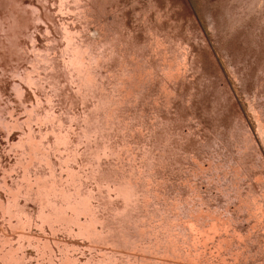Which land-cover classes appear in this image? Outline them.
<instances>
[{"label": "rangeland", "instance_id": "1", "mask_svg": "<svg viewBox=\"0 0 264 264\" xmlns=\"http://www.w3.org/2000/svg\"><path fill=\"white\" fill-rule=\"evenodd\" d=\"M63 1L70 9L76 3L0 0V264H203V255L211 260L207 264H264V0H78L83 3L76 4H85L86 11L76 14L78 9L73 8L76 17L61 8ZM66 26L94 42L109 41L114 48L121 40L116 58H104L99 64L108 92L115 90L121 99L120 107L108 104L105 112L94 99L87 108L88 103L76 96L79 87L64 71L60 54L65 47L61 28ZM47 55L60 64L52 76L44 67L51 62ZM112 84H117L115 89ZM48 113L55 116L53 128ZM106 113L120 118L111 114L117 123H109V116L104 120ZM28 134L43 142L50 161L49 165L39 159L30 162L26 177H32L33 190L41 184L35 176L42 184L50 181L46 174L43 178L45 172L53 171L54 178L69 188L78 187L74 178L80 175L85 197L96 206L94 212L72 204L46 205L26 191L29 179L22 177L21 158L27 155L21 153L20 141ZM145 143L152 144L156 157L151 170L146 168L149 177L137 170L147 162ZM128 177L151 195L147 192L150 200L141 212L136 209L122 221L113 214V207L123 203L118 185H109ZM49 209H55L54 218L41 212ZM67 213L72 216L67 221L55 219ZM192 216L206 222L213 217L228 220L236 231L248 234L241 243L237 234L227 232L229 250L240 253L239 260L234 261V254L224 262L215 250L213 242L220 230L203 233L207 237L201 234L200 242L189 239L200 247L195 256L181 253L186 247L176 237L194 234ZM150 218L148 227L144 221ZM104 224L111 229L104 231ZM84 226L97 231L90 228L88 234L80 229ZM145 227L153 230L152 235L155 229L165 232L163 242L179 248L161 244L162 248L153 249ZM180 249L178 257L175 253Z\"/></svg>", "mask_w": 264, "mask_h": 264}, {"label": "bare ground", "instance_id": "2", "mask_svg": "<svg viewBox=\"0 0 264 264\" xmlns=\"http://www.w3.org/2000/svg\"><path fill=\"white\" fill-rule=\"evenodd\" d=\"M68 1V0H67ZM70 1V0H69ZM73 1V0H72ZM71 1V3L73 4V2H76L77 3V1L78 0H75V1H73L72 2ZM86 1V0H85ZM85 1H84V3H85ZM93 1V0H92ZM80 1H78V3H79ZM94 2V1H93ZM68 3V2H67ZM66 2H64L63 1V4L62 3H60L61 4V8L62 9H64L65 11H66V9H67V11L69 12V9H70V7H69V5L67 4ZM76 3H74L73 4V7H72V9L74 8L75 10L76 9H78V12L76 13V14H78L79 12L80 13H84L86 10L83 8L84 7V5L85 4H82L83 6H79V4L77 5ZM80 3H83V1H81ZM89 3V2H88ZM87 3V4H88ZM91 3V2H90ZM9 4H10V2H9ZM59 4V5H60ZM71 5V4H70ZM11 6V5H10ZM72 6V5H71ZM86 6V5H85ZM89 8L90 7H92V6H88ZM72 9H70L71 11L69 12V13H71V12H73L72 11ZM73 9V10H74ZM87 9V8H86ZM90 10V9H89ZM93 10V9H92ZM91 10V11H92ZM13 12H15L14 10H13ZM22 12V11H21ZM90 11H87V13H89ZM74 13V12H73ZM13 14V13H12ZM75 14V13H74ZM76 14H75V17H76ZM80 15V14H79ZM83 15H86V14H83ZM88 15V14H87ZM86 15V16H87ZM17 18V17H16ZM21 18V17H20ZM79 18H81V17H79ZM12 20V19H11ZM14 20V19H13ZM24 20V19H23ZM84 20V19H83ZM22 21V20H21ZM87 21H89V20H87ZM84 22V21H83ZM88 23V22H87ZM91 24V23H90ZM16 25V24H15ZM25 26V25H24ZM23 26V27H24ZM65 26V25H64ZM87 26V25H86ZM14 27V26H13ZM69 28H70V26H69ZM69 28H67V26L66 27H63V28H61V30H62V34L64 35L63 36V38L65 37V47L62 49V50H60V54H62L63 56H61V58H63L62 60H64V71L65 72H67V76H69L70 77V80L72 79V81H73V79L75 80V82H77V85L76 86H78L79 88H78V90L76 91V96L78 95L79 97H80V99L83 101V102H86V104L88 103V106H87V108H90L91 107V103H93V100L94 101H96L97 103H98V105H100L101 107H103L102 108V111H105L106 112V110L107 109H109V108H107V109H105V106L106 105H113L115 108H118L117 106L119 105V107H120V100H118V98H117V93L115 94V90L114 91H110V92H108V90H107V88H108V86H107V84H104L105 82H103V76L101 75V74H103V73H101L100 72V69H99V64L101 63V61L102 60H104V58H109L110 60L112 59V58H114L115 56H116V50L115 49H117V46L121 43V40H119L120 41V43H116V44H118L117 46H116V44L114 45V46H116V48H114L113 47V45L112 44H110L109 43V41H97V42H94L93 40H89V39H87L86 37L84 38L83 36H80V35H78V33L77 34H75V31H74V33L71 31V30H69ZM86 28V27H85ZM88 28V27H87ZM11 30V29H10ZM23 30H24V28H23ZM90 30V29H89ZM94 31V30H93ZM100 31V30H99ZM79 32V31H78ZM2 33H4V32H2ZM14 33V32H13ZM91 33V32H90ZM108 33V32H107ZM5 34V33H4ZM94 34V33H93ZM115 34V33H114ZM62 36V35H61ZM118 37V36H117ZM102 39V38H101ZM108 39V38H107ZM106 39V40H107ZM114 39V38H113ZM112 39V40H113ZM115 39H117V38H115ZM110 40V39H109ZM115 41V40H114ZM111 42V41H110ZM112 43V42H111ZM115 43V42H114ZM125 44V43H124ZM122 45V44H121ZM129 45V44H128ZM51 48V47H50ZM121 48V50H122V47H120ZM125 48V47H124ZM56 49V48H55ZM121 50H120V52H121ZM134 50V49H133ZM132 50V51H133ZM52 51H53V49H52ZM118 51V50H117ZM126 51V50H125ZM135 51V50H134ZM133 51V52H134ZM131 52V51H130ZM50 53V52H49ZM125 53V52H124ZM136 53V52H135ZM54 54V53H53ZM55 54H56V52H55ZM118 54V53H117ZM50 55V54H49ZM49 55H47V57H46V59H47V61L49 62V61H51V62H49L48 64L46 63V65L44 66L46 69H48L49 68V71H47L48 73V75L49 76H52V74H53V72L55 71V69L56 68H58L59 66H60V64H59V61L57 60V58L55 57V56H49ZM119 55H120V53H119ZM139 55V54H138ZM57 56V55H56ZM120 56H122V55H120ZM124 56H126V55H123L122 57H124ZM119 56L117 55V58H118ZM116 58V57H115ZM126 58V57H125ZM41 59V58H40ZM59 59V58H58ZM105 59V63H107L108 62V60H106ZM122 59H124V58H122ZM122 59H120L121 61H122ZM126 60V59H125ZM145 60V59H144ZM121 61H119V62H121ZM124 62V61H123ZM104 63V62H103ZM144 63H145V61H144ZM43 64H45V63H43ZM103 65V64H102ZM105 65V64H104ZM124 65V64H123ZM127 68V67H126ZM45 69V70H46ZM63 69V68H62ZM123 69H125V68H122V71H123ZM109 70V69H108ZM112 70V69H111ZM153 70V69H152ZM41 71H42V69H41ZM46 72V71H45ZM110 73V72H109ZM113 73V72H112ZM123 73H124V71H123ZM22 74V73H21ZM100 74V75H99ZM113 75V74H112ZM128 75V74H127ZM62 76V75H61ZM109 76H110V74H109ZM116 76V75H115ZM32 78V77H31ZM105 78H106V76H105ZM127 78V77H126ZM134 78V77H133ZM146 78V77H145ZM170 78V77H169ZM58 79V78H57ZM111 79V78H110ZM54 85H56V88H57V86H58V84H59V79L58 80H54ZM111 83V82H110ZM121 82H119V84H120ZM119 84H118V86L117 87H120L119 86ZM130 84H131V82H130ZM164 85L166 84V83H163ZM113 85V84H112ZM117 84H114L112 87H113V89H115V87L114 86H116ZM144 85V84H143ZM163 86V85H162ZM164 87V86H163ZM163 87H162V89H163ZM167 87V86H166ZM165 88V87H164ZM20 89V88H19ZM117 89V88H116ZM120 89V88H119ZM141 89V88H140ZM172 89V88H171ZM118 90V89H117ZM128 90V89H127ZM126 90V92H127V94L129 95V93H131L130 92V87H129V90L127 91ZM142 90V89H141ZM144 91H146L145 89H144ZM118 92V91H117ZM121 92V91H120ZM129 92V93H128ZM121 94V93H120ZM141 94V93H140ZM145 94V93H144ZM131 95V94H130ZM75 96V97H76ZM139 97H140V95H138ZM126 97V96H125ZM142 97V96H141ZM97 98V99H96ZM127 98V97H126ZM125 98V99H126ZM123 99V98H122ZM125 99H124V102H126L125 101ZM131 100V99H130ZM90 102V103H89ZM96 102H94L95 103V105H97V103ZM122 103H123V100H122ZM122 103H121V106H122ZM115 108H111V111L112 112H114L113 114L115 115ZM103 109H105V110H103ZM98 112V111H97ZM104 112V113H105ZM52 114H53V112H51ZM51 113L49 114H47V116H48V118L50 119V127L51 128H53V126H54V124L56 123L55 121H53L52 119H54L55 118V116H53V117H51ZM110 113V110H109V112H108V114ZM95 114L97 115V113L95 112ZM101 113H99L98 114V116L100 115ZM107 113H106V118L104 117V120H106V121H108V116H109V118H110V122L109 123H112V120L114 119V120H116V118H113V119H111V117H113V116H111V114L110 115H108ZM117 114V113H116ZM119 115V114H118ZM92 116V115H91ZM90 116V117H91ZM93 116H95V115H93ZM92 116V117H93ZM137 116V115H136ZM100 117V116H99ZM114 117H117V116H114ZM94 118H96V117H94ZM102 119H103V113H102V117H101ZM118 118V117H117ZM120 118V117H119ZM118 118V119H119ZM102 119H100L99 118V122L101 123V122H105L106 123V125L104 124V123H102V124H104V126H106L107 127V130H109L108 129V127L110 126L106 121H101ZM117 119V120H118ZM113 120V121H114ZM139 120V119H138ZM59 121V120H58ZM88 121V120H87ZM96 121V120H95ZM119 121V120H118ZM116 121H114V123H115ZM117 123V122H116ZM61 124V123H60ZM91 124V123H90ZM97 124H99V123H97ZM96 124V125H97ZM124 124V123H123ZM102 128H103V125H101V124H99ZM118 126V125H117ZM119 126H120V124H119ZM118 126V127H119ZM127 126V125H126ZM167 126V125H166ZM93 127V126H92ZM113 127V126H112ZM115 127V126H114ZM117 127V128H118ZM122 127V126H121ZM124 127V126H123ZM159 127V126H158ZM110 128V127H109ZM59 129V128H58ZM66 129V128H65ZM99 129H101V128H99ZM122 129V128H121ZM162 129H164V128H162ZM55 130H56V128H55ZM110 130H111V128H110ZM155 130V129H154ZM156 130H157V128H156ZM66 131V130H65ZM68 131V130H67ZM101 131V130H100ZM53 132H54V130H53ZM105 132V131H104ZM103 132V133H104ZM111 132V131H110ZM157 132H158V130H157ZM62 133V132H61ZM119 133V132H118ZM59 134V131L58 130H56L54 133H53V135L55 136V137H57V135ZM85 134H86V132H85ZM84 134V135H85ZM101 134V133H100ZM105 135V134H104ZM104 135H102V136H104ZM108 135H109V133H108ZM151 136H153L152 134H150ZM158 135V134H157ZM164 135V134H163ZM42 136V135H41ZM65 136H67V135H64V137ZM92 136H94V135H92ZM150 136V137H151ZM27 138L26 139H22L21 141H20V146H21V148H22V152L21 153H23V154H26L27 156L26 157H23V156H25V155H23L22 156V158H21V160H22V162L23 163H21V164H23V173H22V177H26L27 175L29 176V171H28V168H29V165H30V162L32 161V162H34L35 161V159H39V160H45L44 162L46 163V165H49L50 164V161H48L47 159H48V157H47V159H46V157H45V155H47L46 153H48V152H46V150L44 149V146H43V142H41L40 141V139L38 140V138L36 137V136H32L31 134H28V136H26ZM48 137V136H47ZM88 137V136H87ZM41 138H43V137H41ZM67 138V137H66ZM91 138V137H90ZM98 138V137H97ZM106 138H107V136H106ZM110 138V137H109ZM109 138H107V140H109ZM157 138V137H156ZM62 139V138H61ZM161 139H163V138H161ZM166 139V138H165ZM60 140V139H59ZM105 141H106V139H104ZM51 142V140H48V142ZM53 141H54V137H53ZM64 141V140H63ZM92 141V140H91ZM49 142V143H50ZM57 142V141H56ZM144 142V141H143ZM46 143V142H45ZM89 144H91L90 143V141L88 142ZM106 143V142H105ZM109 143H111V142H109ZM124 143V142H123ZM131 143V142H130ZM164 143H166V141L164 142ZM60 144V143H59ZM67 144V143H66ZM127 144H128V142H127ZM146 144V143H145ZM159 144V143H158ZM47 145V144H46ZM91 145H93V144H91ZM130 145V144H129ZM147 145V144H146ZM149 145V144H148ZM145 146V149L143 148V152H144V154L145 155H147V162H143L144 164H140V165H138L139 167L137 168V170H138V173L139 172H142V173H144L145 174V177L146 176H151V174H150V172L149 173H147L146 172V168L147 167H149L150 165H152V160L154 159V160H156L155 158H154V152L152 151V144L150 145V146ZM166 145V144H165ZM168 145V144H167ZM171 145V144H170ZM55 146V145H54ZM98 147H99V145H97ZM96 146V147H97ZM134 146V145H133ZM155 146V145H154ZM172 146V145H171ZM175 146V145H174ZM111 147H113V146H111ZM160 147V146H159ZM21 148H20V150H21ZM48 148V147H47ZM56 148H58V147H56ZM56 148H55V150H56ZM110 148V147H109ZM154 148V147H153ZM111 149V148H110ZM113 149V148H112ZM161 149V148H160ZM59 150V149H58ZM178 150V149H177ZM104 151V150H103ZM115 151V150H114ZM113 151V152H114ZM158 151V150H157ZM51 152V151H50ZM59 152V151H58ZM107 152V151H106ZM63 153V152H62ZM131 153V152H130ZM60 154V153H59ZM82 154V153H81ZM143 154V156H145ZM157 154V153H156ZM166 154V153H165ZM21 155V154H20ZM69 156V155H68ZM133 157H131V159L132 158H134V160L136 159L135 158V156L134 155H132ZM141 156V155H140ZM143 156H141V157H143ZM160 156H161V154H160ZM165 156V155H164ZM117 157H119V156H117ZM137 157V156H136ZM139 157V156H138ZM146 157V156H145ZM169 157V156H168ZM50 158V157H49ZM92 158H93V156H92ZM97 158V157H96ZM85 159V158H84ZM130 159V158H129ZM130 159V160H131ZM146 159V158H145ZM21 160H20V162H21ZM93 160V159H92ZM154 160H153V162H154ZM168 160H169V158H168ZM38 161V160H37ZM141 161V160H140ZM139 161V162H140ZM158 161V160H157ZM31 162V163H32ZM119 162V161H118ZM117 162V163H118ZM121 162V161H120ZM42 163V162H41ZM100 163V162H99ZM111 163V162H110ZM43 164V163H42ZM101 164V163H100ZM32 165H33V163H32ZM44 165V164H43ZM45 165V166H46ZM107 165V164H106ZM135 165H136V163H135ZM156 165V164H155ZM53 166V165H52ZM167 166V165H166ZM36 167V166H35ZM101 167V166H100ZM151 167V166H150ZM150 167H149V169H150ZM155 167V166H154ZM67 169H68V167H67ZM70 169V168H69ZM132 169V168H131ZM148 169V168H147ZM135 171H136V169H134ZM151 170V169H150ZM42 171V170H41ZM41 171H40V173H41ZM61 171V170H60ZM71 171L73 172V170H72V168H71ZM100 171V170H99ZM68 172H69V170H68ZM113 172V171H112ZM122 172V171H121ZM36 173V172H35ZM55 173V172H54ZM65 173V172H64ZM125 173V172H124ZM129 173H132V172H129ZM154 173V172H153ZM44 174V176H43V178L44 179H47V177L46 176H49V178L47 179V180H49L50 179V181H48V183L46 182V184H42V179H40L38 176L36 177L35 176V178H36V180H37V182H41V184L39 185V186H37V188L35 189V190H33V188H32V186L30 185L31 183H32V181H31V183L29 184V182H30V180H31V178L32 177H26V180H27V178L29 179V180H27V184H28V186H26L25 187V189H26V191L27 192H32L33 194H35V196H37V197H39L40 199H41V201H43V199H44V203L46 202V205H56V206H58V207H61V206H63V207H65L66 206V204H72V206H74V207H76V206H79V207H81V208H84L86 211H88V212H91V211H93L94 212V208L96 207L95 205H94V203L91 201H89L87 198L88 197H85V193H86V191H85V189H84V187L82 186V181H80V178H81V176L80 175H77L76 174V176H79L78 178L76 177V178H74L75 180H77L78 181V187H73V188H69L68 186H65L64 184H67L66 182L63 184V183H60V180H59V182L57 181V177H56V179L54 178L55 177V175H53V171L51 172H49V174H47L46 172L45 173H43ZM45 174H46V176H45ZM73 174V173H72ZM127 174V173H126ZM126 174H125V176H126ZM132 174H134V173H132ZM132 174H130V175H132ZM143 174V175H144ZM50 175H52L51 176V178H50ZM67 175H68V173H67ZM129 175V176H130ZM57 176V175H56ZM108 176V175H107ZM110 176V175H109ZM108 176V177H109ZM236 176H237V173H236ZM41 177V176H40ZM59 177H61V176H58V179H59ZM105 177V176H104ZM124 177V176H123ZM132 177V176H131ZM144 177V176H143ZM154 177V176H153ZM239 177H240V175H239ZM111 178V177H110ZM102 179V178H101ZM125 179H128V181L126 180L125 181ZM130 178L128 177V178H124V179H122V181L121 180H119V181H116V180H114L113 182H112V184H110L109 186H116V185H118L117 186V189L119 190L118 192H119V196L122 198V204L120 205V206H115V207H113V209H114V212H113V214L117 217V218H119V220L121 219L122 221H124V219H126V220H128L129 219V217L133 214V213H135V210L137 209V211H138V209H139V211L141 212V210H140V207L142 208L143 206H145V205H147V203L149 202V201H147L148 199L150 200V197L148 198V195H147V192L149 193V191H147V190H144V188H143V190L142 189H140V188H138V186H139V184L138 183H132V181H130L129 180ZM161 179V178H160ZM36 180H34V181H36ZM38 180H41V181H38ZM62 180H64L63 178L61 179V181ZM74 180V181H75ZM105 180V179H104ZM107 180V179H106ZM124 180V181H123ZM150 180V179H149ZM157 180V179H156ZM25 181V180H24ZM64 181H67V180H64ZM100 181V180H99ZM109 181V180H108ZM109 181V182H110ZM136 181V180H135ZM44 182V181H43ZM44 182V183H45ZM103 182V181H102ZM110 182V183H111ZM137 182V181H136ZM157 182V181H156ZM25 183V184H26ZM34 183V182H33ZM32 183V184H33ZM35 184V183H34ZM33 184V186H35ZM37 184H39V183H36V185ZM142 184V183H141ZM3 185H4V182H3ZM30 185V186H29ZM69 185V184H68ZM71 185V184H70ZM73 185V184H72ZM99 185V184H98ZM101 185V184H100ZM18 186V188L20 189V186L22 187L23 185H21L20 184V186L19 185H17ZM17 186H16V188H17ZM141 186V185H140ZM148 186V185H147ZM71 187V186H70ZM17 188V190L19 191V189ZM115 188V187H114ZM22 189V188H21ZM117 189H116V191H117ZM17 190H16V192H17ZM101 190V189H100ZM13 191V190H12ZM115 191V192H116ZM143 191V192H142ZM152 191V190H151ZM150 195H151V193H149ZM161 194V193H160ZM16 195V193L15 194H13V197ZM103 195V194H102ZM118 195V194H117ZM157 196V195H156ZM29 198V197H28ZM97 198V197H96ZM15 198H13L12 200H14ZM103 199H104V197H103ZM9 200H11V199H9ZM98 200V199H97ZM96 200V201H97ZM152 201V200H151ZM14 202V201H13ZM153 202V201H152ZM261 202V201H260ZM48 203V204H47ZM65 203V205H63ZM105 203V202H104ZM103 203V204H104ZM116 203V202H115ZM262 203V202H261ZM101 204V203H100ZM102 205V204H101ZM106 205V204H105ZM105 205H102V206H104L103 208H105ZM5 206V205H4ZM21 206V205H20ZM19 206V207H20ZM68 206V205H67ZM72 206H70V207H72ZM107 206V205H106ZM7 207V206H6ZM98 208V207H97ZM144 208V207H143ZM142 208V209H143ZM9 209V208H8ZM59 209V208H58ZM69 209V208H68ZM67 209V210H68ZM71 209V208H70ZM76 209V208H75ZM147 209H148V207H147ZM47 210H48V208H47ZM66 210V211H67ZM112 210V209H111ZM153 210V209H152ZM160 210V209H159ZM10 211V210H9ZM22 211V210H21ZM64 211V210H63ZM76 211V210H75ZM83 211V210H82ZM45 216H47L48 218H54L53 216L54 215H57V213H56V211H55V209H49V211H45V210H43V211H41ZM71 212V211H70ZM85 212V211H84ZM87 212V213H88ZM145 212H147V210H145ZM9 213V212H8ZM10 213H12V212H10ZM15 213V212H14ZM17 213V212H16ZM77 213V212H76ZM83 213V212H82ZM81 213V214H82ZM153 213H154V211H153ZM78 214V213H77ZM85 214V213H84ZM138 214H139V212H138ZM143 214V213H142ZM171 214V213H170ZM18 215V214H17ZM93 215H95V213L93 214ZM92 215V216H93ZM135 215V214H134ZM141 215V214H140ZM146 215V214H145ZM145 215L143 216V217H145ZM155 215H156V213H155ZM231 215V214H230ZM89 216V215H88ZM138 216V215H137ZM146 216H148V215H146ZM176 216V215H175ZM207 216H209V215H207ZM21 217V216H20ZM72 216L70 215V213H67V214H64V215H58L55 219H59V220H68V219H70ZM74 217V216H73ZM82 217V216H81ZM86 217V216H85ZM84 217V219H86ZM106 217V216H105ZM115 217V218H116ZM139 217V216H138ZM138 217H136V218H138ZM141 217V216H140ZM142 217V218H143ZM169 217V216H168ZM195 217V216H194ZM15 218V217H14ZM93 218V217H92ZM104 218V217H103ZM107 218H109V217H107ZM106 218V219H107ZM111 218V217H110ZM114 218V219H115ZM193 216L190 218V223L192 224V226H194L193 227V229H194V234L192 233V232H189V234L190 233H192V235H189L188 237H184V238H181L180 236H177L176 237V242H179V243H182L183 245H184V247H186L184 250H183V252L181 251V249L180 250H178L179 252L178 253H175V255H177L178 257H180L179 255H181V253H183L185 256H195V254H197V252H198V250H199V246L196 244H194L196 241H198V242H200V241H202V235H203V237L205 236V234H203V233H206L207 235L209 234H211L212 232H210L211 230H220V231H217L219 234L218 235H215V237L217 238V242L215 243V242H213V245L215 244V246H214V248H215V250H217V252L219 253V255L221 256V258H222V260L224 261V262H226V260L228 259V256L229 255H234L235 254V256H236V258H234L235 260L234 261H238L239 259L238 258H240L239 256H240V253H238V252H235L234 254L232 253V252H230V250H229V241H228V239H226V236H227V232L228 231H233L235 234H237V238L239 239V242H241L242 243V241L244 240V239H247L248 240V234H246L247 235V237H246V235L244 234V235H242L240 232H238V231H236L234 228H232L231 226V224L232 223H230V221H222L220 218H217V217H213V218H211V220L209 221L208 219V221L206 222V220L204 221L202 218H199V217H197L196 216V218H193ZM232 218V217H231ZM13 219V218H12ZM89 219H91L90 217H89ZM88 219V217H87V220H89ZM133 219H134V217H133ZM152 218H150V220H148L147 219V221L145 222L144 221V219H143V221H144V225H147L148 227H149V224H150V222L151 221H153V220H151ZM206 219V218H205ZM11 220V219H10ZM75 220V219H74ZM77 220V219H76ZM79 220V219H78ZM82 219H80V221H81ZM92 220V219H91ZM91 220H89V222H91L92 223V221ZM94 220H96V219H94ZM109 220V219H108ZM86 221V220H85ZM111 221V220H110ZM115 221H118V219L117 220H115ZM188 221V222H189ZM24 222V221H23ZM65 222V221H64ZM120 222V221H119ZM18 223V222H17ZM76 223H77V221H76ZM90 223V224H91ZM105 223H106V221H105ZM128 223H129V221H128ZM162 223H168V221H163L162 220ZM24 224V223H23ZM31 224V223H30ZM80 224H83V223H80ZM88 224V223H87ZM93 224V223H92ZM107 224V223H106ZM115 224H117V223H115ZM125 224V223H124ZM143 224V223H142ZM78 225V224H77ZM105 225V224H104ZM107 225H109V224H107ZM112 225L113 226H115L114 224H113V222H112ZM169 225L170 224H168V229H167V231H170V228H169ZM76 226V225H75ZM86 226V225H85ZM85 226L84 227H81L80 229L82 230V228H83V231H85ZM178 226V225H177ZM175 227V229H178L179 230V232H183V230L181 231V229H179V227ZM67 227V226H66ZM108 227H111V225H109ZM117 227V226H116ZM234 227V226H233ZM85 228V229H84ZM87 228H89L88 226H87ZM90 228H92V233H94L95 232V230H96V228H95V230H94V232H93V229H94V227H91L90 226ZM90 228H89V230H90ZM113 228V227H112ZM118 228H120V227H118ZM125 228H126V226H125ZM145 228H147V227H145ZM106 229H108V228H106V225H105V230L104 231H106ZM109 229H111V228H109ZM108 229V230H109ZM114 229V228H113ZM185 229H186V227H185ZM89 230L88 229H86V233H88L89 232ZM101 230V229H100ZM124 230V229H123ZM144 230V229H143ZM156 230V232L155 233H153V235H152V233L151 232H153V230L151 229V228H147L146 229V232L148 231L149 233H150V235L147 237L148 239H150L151 241H152V243L155 245V247H154V245H153V249L154 248H156L157 246L158 247H161L162 248V246H159V245H170V247H173V249L174 248H179V247H176V246H173L172 244H170V243H165V242H163L164 241V239L166 238L165 237V235H166V233L165 232H162V231H160L159 229L157 230V229H155ZM189 230V229H188ZM97 231V230H96ZM110 231H112V230H110ZM115 232H117L116 230H115ZM129 232V231H128ZM185 232V231H184ZM91 233V232H90ZM124 233V232H123ZM141 233H143V232H140V234L138 233V240L140 239L141 240V238H140V236H141ZM187 233V232H186ZM89 234V233H88ZM110 234V233H109ZM144 234H146L145 232H144ZM144 234H142V236L144 235ZM170 234V233H169ZM185 233H183V235H184ZM202 234V235H201ZM110 235H112V233L110 234ZM116 235V234H115ZM123 235V234H122ZM207 235L205 236V237H207ZM32 236V235H31ZM112 236H114V235H112ZM121 236V235H120ZM130 235H128V237H129ZM146 236V235H145ZM185 236V235H184ZM33 237V236H32ZM119 237V236H118ZM122 237V236H121ZM127 237V238H128ZM144 237V236H143ZM142 237V238H143ZM107 238V237H106ZM105 238V239H106ZM109 238H111V237H109ZM5 239V238H4ZM116 239V238H115ZM189 239L191 240V241H194V245L193 244H191L190 242H189ZM111 240V239H110ZM126 240L127 239H125V242H126ZM145 240V239H144ZM143 240V241H144ZM147 240V239H146ZM145 240V241H146ZM160 240V241H159ZM178 240V241H177ZM250 240V239H249ZM114 241V240H113ZM159 241V242H158ZM244 242V241H243ZM110 243V242H109ZM126 243H128V242H126ZM147 243V242H146ZM240 243V244H241ZM245 243V242H244ZM138 244V243H137ZM212 245V246H213ZM238 244H236L235 246L236 247H238L237 246ZM247 245H248V243H247ZM246 244H245V246H247ZM211 246V247H212ZM244 246V247H245ZM115 247H117V246H115ZM168 247V246H167ZM241 247H243L242 245H241ZM3 248V247H2ZM113 248V247H112ZM180 248H182V247H180ZM204 248H205V246H204ZM157 249V248H156ZM164 249V248H163ZM162 249V250H163ZM171 249V248H170ZM206 249H207V247H206ZM4 250V249H3ZM6 251L8 250V249H5ZM5 250L3 251V252H5ZM160 250V249H159ZM161 250V254L163 253V254H165V251L163 252ZM175 250V249H174ZM173 250V251H174ZM246 250H247V247H246ZM1 251H2V249H1ZM14 251V250H13ZM168 251V250H167ZM180 251H181V253H180ZM244 251V250H243ZM249 251V250H248ZM200 252H201V250H200ZM205 252L206 251H203L201 254L203 255V254H205ZM5 253H8V252H5ZM173 253V252H172ZM119 254V253H118ZM127 254V253H126ZM125 254V255H126ZM169 254V253H168ZM174 254V253H173ZM173 254H171L172 256H173ZM4 255V254H3ZM10 255H14L13 253H11L10 252ZM124 255V254H123ZM174 255V256H175ZM19 256V255H18ZM120 256V255H119ZM130 256V254L128 255V257ZM165 256H166V254H165ZM177 256H175V257H177ZM95 257V256H94ZM125 257V256H124ZM123 257V258H124ZM11 258V257H10ZM68 258V257H67ZM154 258V257H153ZM68 259H70V258H68ZM110 259V258H109ZM121 259V258H120ZM144 259V258H143ZM238 259V260H237ZM241 259H242V256H241ZM125 260V259H124ZM128 260V259H127ZM133 260H135V259H133ZM145 260V259H144ZM147 260V259H146ZM146 260H145V263H146ZM166 260V259H165ZM170 260H174V259H170ZM178 260V259H177ZM201 260L202 261H204V262H206V261H209L210 260V258L209 257H207L206 255H203L202 256V258H201ZM200 260V261H201ZM73 261V260H72ZM137 261V260H136ZM176 261V260H175ZM211 261V260H210ZM241 261V260H240ZM18 262V261H17ZM52 262V261H51ZM69 263H70V261H68ZM204 262H203V264H204ZM67 263V262H66ZM72 263V262H71ZM119 263V262H118ZM124 263H125V261H124ZM123 263V264H124ZM130 263H131V261H130ZM134 263V262H133ZM176 263V262H175ZM174 263V264H175ZM179 263H180V261H179ZM179 263H177V264H179ZM191 263V262H190ZM210 262H208V264H209ZM264 263V262H263ZM20 264V263H19ZM68 264V263H67ZM116 264V263H115ZM135 264V263H134ZM139 264V263H138ZM152 264H154V262L152 263ZM159 264H161V263H159ZM168 264V263H167ZM169 264H171V263H169ZM180 264H182V263H180ZM206 264H207V262H206Z\"/></svg>", "mask_w": 264, "mask_h": 264}]
</instances>
